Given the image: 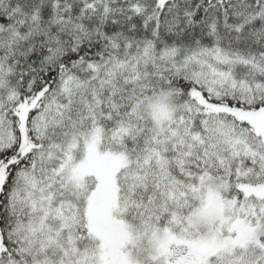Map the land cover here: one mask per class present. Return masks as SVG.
<instances>
[{
    "label": "snow or ice",
    "instance_id": "6c2138e0",
    "mask_svg": "<svg viewBox=\"0 0 264 264\" xmlns=\"http://www.w3.org/2000/svg\"><path fill=\"white\" fill-rule=\"evenodd\" d=\"M0 264H264V0H0Z\"/></svg>",
    "mask_w": 264,
    "mask_h": 264
}]
</instances>
